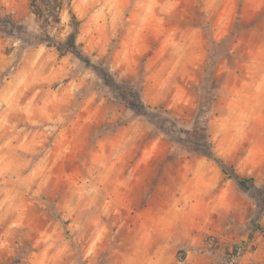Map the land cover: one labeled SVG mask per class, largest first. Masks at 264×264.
Segmentation results:
<instances>
[{
	"label": "rangeland",
	"instance_id": "obj_1",
	"mask_svg": "<svg viewBox=\"0 0 264 264\" xmlns=\"http://www.w3.org/2000/svg\"><path fill=\"white\" fill-rule=\"evenodd\" d=\"M62 2L45 33L0 0V264H264L248 194L128 95L264 190V0ZM69 11L109 82L40 43Z\"/></svg>",
	"mask_w": 264,
	"mask_h": 264
},
{
	"label": "trees",
	"instance_id": "obj_2",
	"mask_svg": "<svg viewBox=\"0 0 264 264\" xmlns=\"http://www.w3.org/2000/svg\"><path fill=\"white\" fill-rule=\"evenodd\" d=\"M29 7L31 13L42 22L44 32L48 33V29L59 21V14L62 11L63 2L62 0H29ZM69 13L73 21V31L66 39L63 42H56L53 38L45 34L44 38H40V43H46L47 46L55 48L60 56L73 55L87 67L100 73L102 78L106 82H109L108 73L102 68L92 64L76 45L79 22L71 11H69ZM128 95L132 100L133 111L146 117L151 125L159 132L172 134L175 138V142L179 145H183L188 153L203 157L215 163L223 175L235 182L248 194L256 207V217L252 220V226L255 231L264 235V227L258 223V218L264 215V190H262L253 179L242 178L232 167L228 166L215 154L213 144L206 128L195 125L192 131L182 130L173 119L160 113H155L149 107L145 106L139 95L134 91H129Z\"/></svg>",
	"mask_w": 264,
	"mask_h": 264
}]
</instances>
